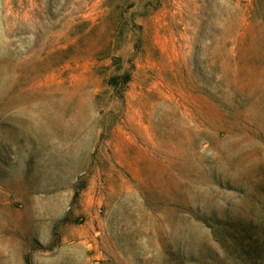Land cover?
Instances as JSON below:
<instances>
[{
  "label": "rangeland",
  "instance_id": "374dc122",
  "mask_svg": "<svg viewBox=\"0 0 264 264\" xmlns=\"http://www.w3.org/2000/svg\"><path fill=\"white\" fill-rule=\"evenodd\" d=\"M0 264H264V0H0Z\"/></svg>",
  "mask_w": 264,
  "mask_h": 264
}]
</instances>
